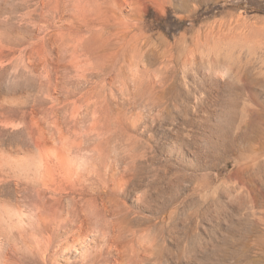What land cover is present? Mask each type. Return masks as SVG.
Returning <instances> with one entry per match:
<instances>
[{
  "label": "rangeland",
  "instance_id": "374dc122",
  "mask_svg": "<svg viewBox=\"0 0 264 264\" xmlns=\"http://www.w3.org/2000/svg\"><path fill=\"white\" fill-rule=\"evenodd\" d=\"M20 1L0 0L1 45L16 57L24 49L35 72L48 64L94 74L76 96L106 104L108 152L116 97L123 108L116 150L121 170L134 164L137 176L119 195L123 256L114 263L103 252L99 263L264 264V114L256 124L246 111L264 105V0ZM245 69L261 82L254 101L223 88L241 85ZM35 80L4 85L20 93L35 90ZM69 111L57 119L63 129L72 126ZM98 131L78 136L92 148ZM56 261L80 264L79 253Z\"/></svg>",
  "mask_w": 264,
  "mask_h": 264
},
{
  "label": "bare ground",
  "instance_id": "6f19581e",
  "mask_svg": "<svg viewBox=\"0 0 264 264\" xmlns=\"http://www.w3.org/2000/svg\"><path fill=\"white\" fill-rule=\"evenodd\" d=\"M22 6L23 0L18 8ZM25 20L26 13H21L20 26L25 25ZM261 39L264 44V37ZM18 51L16 57L0 43V264H56L57 255L71 251L79 253L80 264H101L103 252L113 253V262L117 263L123 252L116 241L126 231L119 195L137 176L134 164L121 170L122 157L116 150L121 145L123 108L119 97L114 118L115 144L108 152L106 104L102 100L90 102L88 95L76 96L94 74H71L48 64L35 72L29 69L24 49ZM223 66L227 73L228 63ZM242 73L241 85L220 86L234 90V95L244 93L254 101V87L261 82L251 80L247 69ZM27 75L38 80L35 90L17 93L4 85L8 78ZM53 95L63 96L65 101ZM46 99L53 104L41 108ZM68 110L72 126L63 129L57 119ZM246 111L251 117L249 122L258 124L264 105ZM38 114L47 123L52 119L53 130L43 124ZM96 127L99 140L91 148L86 140L79 139L78 130L88 141L89 132ZM238 138L241 134L232 135V141ZM137 155L134 152L131 156L135 159L130 158L135 164ZM107 215L113 216L112 221L106 220Z\"/></svg>",
  "mask_w": 264,
  "mask_h": 264
}]
</instances>
